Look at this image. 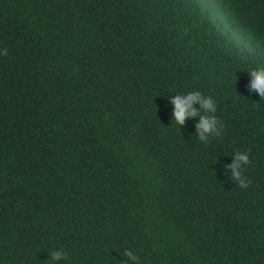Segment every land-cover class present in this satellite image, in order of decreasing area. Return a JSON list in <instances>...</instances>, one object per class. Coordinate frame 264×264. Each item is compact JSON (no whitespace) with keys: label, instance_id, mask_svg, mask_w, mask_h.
<instances>
[{"label":"trees","instance_id":"trees-1","mask_svg":"<svg viewBox=\"0 0 264 264\" xmlns=\"http://www.w3.org/2000/svg\"><path fill=\"white\" fill-rule=\"evenodd\" d=\"M0 48V264H264V0H0Z\"/></svg>","mask_w":264,"mask_h":264},{"label":"clouds","instance_id":"clouds-1","mask_svg":"<svg viewBox=\"0 0 264 264\" xmlns=\"http://www.w3.org/2000/svg\"><path fill=\"white\" fill-rule=\"evenodd\" d=\"M8 49L0 48V56H7ZM250 73L249 84L252 90L264 98V66L253 67L248 70ZM183 93V94H180ZM170 102L173 105L172 120L180 127L184 125L186 119L199 117L196 128L197 137L200 141L207 144L211 135H219L224 127V122L216 114L217 101L212 95H205L197 89L187 92H176L170 95ZM199 105V108L195 107ZM251 163L250 150L236 151L233 153V159L226 164L230 170V178L235 181L239 187L247 188L251 181L244 175V167ZM49 253L45 260L46 264H60L61 261H67L69 253L60 248L54 249ZM124 256L127 261L124 264H143L141 258L132 250L125 249Z\"/></svg>","mask_w":264,"mask_h":264}]
</instances>
